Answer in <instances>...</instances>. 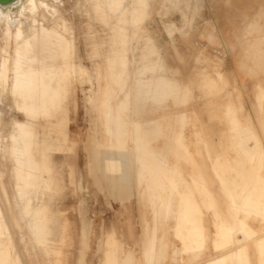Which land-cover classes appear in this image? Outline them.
Listing matches in <instances>:
<instances>
[{
  "label": "rangeland",
  "instance_id": "rangeland-1",
  "mask_svg": "<svg viewBox=\"0 0 264 264\" xmlns=\"http://www.w3.org/2000/svg\"><path fill=\"white\" fill-rule=\"evenodd\" d=\"M30 1L22 0L15 9L0 8L2 26L4 19L14 18L12 21L15 22L16 18L26 13V18L21 19L24 27L28 28L31 19L27 16L29 9L26 7ZM43 1L47 6L51 5V10L39 7L36 26L42 23L48 27L57 26L69 43L66 90L62 107L58 109L60 114L45 118L38 115L30 120L17 108L16 97L11 91L12 76L8 75L10 78L0 83V205L6 229L7 226L9 229L4 228L2 236L5 237L2 238L12 234V238L9 236L10 239H6L12 242V256L18 251L25 264H106L107 254L111 251V264H129L128 258L132 259L131 264H145L149 240L154 234L153 264H208L210 259L233 249H241L247 255L249 264H264V242L260 246L262 255L257 245V238H264V212L259 214L255 211L256 215L251 209L238 213L231 201L236 198L235 190L240 191L244 187L237 186L236 189L231 182L238 185L252 182L250 186H257L252 197H260L264 206V191H259L262 187L264 190V108H258L260 99L257 97L264 91L259 87L264 88V67L254 66L248 55L250 42L264 40V0H144L143 4L137 0H121L116 10L110 8L108 0H101V10L97 9L96 0ZM139 6L142 11L140 20L134 21L133 10ZM50 11L54 13L50 14ZM2 26L0 61L9 49H14L11 43L15 45L4 34L5 26ZM121 32L125 33V37H121ZM6 42L10 45L7 46L9 49L5 48ZM1 47L8 51L3 53ZM260 48L264 52V41ZM12 56H7L11 57L10 61ZM140 75L144 76L143 80ZM157 82H161L158 87ZM139 84L141 93L137 91ZM126 96L129 99L125 111L127 136L125 146L118 147L116 135L109 133L107 128L106 101L109 98L115 113ZM28 120L34 124L41 138L45 135L49 140H58L62 144L60 149L51 153L52 174L57 180H52L46 197L56 226L52 229L47 253L38 246L33 247L32 237L21 219L23 201L16 194V162L12 152L14 146L12 149L10 146L14 145L12 136L17 133L16 122ZM134 124H142V129L140 126L136 131ZM110 126L113 127V124ZM238 135L242 138H237ZM135 137H140V140L137 138L140 143ZM1 142L4 144L1 145ZM6 143H10L9 146ZM137 144H141L140 149L135 148ZM141 147L146 149L144 154L153 151L147 154L149 158L143 156L144 149L141 151ZM120 153L129 158L125 160V166L130 179L112 190L111 179L121 175ZM109 154L116 157L113 169H110ZM136 154L148 161L144 163L145 177L142 179L139 178L141 166ZM156 156L161 157L160 160ZM155 158L163 163L164 169L162 165V169L156 168L159 164H155ZM216 158L219 160L216 161ZM237 160L242 162L241 165L246 163L241 166ZM232 166L238 171L234 172ZM171 172L177 182L174 178H167L166 174ZM255 173L259 176L255 177ZM252 178L260 180V183L253 182ZM157 182L161 183L160 187ZM123 189L127 190V194L120 196ZM171 192L173 194L169 195ZM179 192H189V197L194 194L192 203L193 200L198 203L199 209L191 213V219L194 217L195 222L203 226L206 235L199 255L183 251L184 238L192 226L184 228L180 237L176 235L180 214ZM156 197L161 202H168L171 197L172 211L163 209L157 214L159 203ZM237 202L239 204L240 200L237 199ZM237 217L244 218L246 222L249 230L247 238L242 231L236 230ZM220 222L229 226L232 237L218 249L213 238ZM175 248L178 250L176 255ZM229 264L236 263L230 260Z\"/></svg>",
  "mask_w": 264,
  "mask_h": 264
},
{
  "label": "bare ground",
  "instance_id": "bare-ground-1",
  "mask_svg": "<svg viewBox=\"0 0 264 264\" xmlns=\"http://www.w3.org/2000/svg\"><path fill=\"white\" fill-rule=\"evenodd\" d=\"M22 0H20L21 3ZM26 1V0H25ZM72 1V0H71ZM109 1V6L110 8L116 10L120 7L121 5V0H108ZM138 3L143 4L144 0H137ZM19 3V5H20ZM25 3V2H24ZM72 3V2H71ZM28 3L26 2V5ZM137 4V3H135ZM18 5V6H19ZM25 5V4H24ZM23 6V4H22ZM40 6H44V7H50L51 5L47 6V3L44 2L43 0H39L36 2V0H31L29 5L26 7L29 9L28 11V15L29 18L31 19L28 28L24 27V22L21 19L22 17L26 16V13H24L21 18L17 19L16 17V21L13 22L12 19L10 18H6L4 19V25L2 26V23L0 22L1 26L4 27V34L7 36V38L9 40H12L15 42H12V46L14 47L13 50L9 49L10 46L8 42L7 45H5L6 49L8 48V50H4V47H1L4 51L3 53H5L6 51H8V53L10 52V50L12 51L11 53H9L12 56V60L10 61V58L7 56H10L8 53H5V57L3 58V60L0 61V73H1V78H0V83L1 82H5L7 80V78L9 77L8 75H10V79H11V91L13 93V95L16 97L15 103L17 105V108L23 112L27 118H29L30 120H33V118L37 117L38 115H42L45 117H49L51 115H57L60 114V112H58V109H61L62 107V103L64 100V96H65V90H66V68H67V58L69 56V43L64 35V33L60 30L57 29L56 27H48L46 25H44L43 23L40 24L39 27L36 26V22H38L37 19V13L39 10ZM131 6V5H130ZM25 7V6H24ZM96 7L98 10H101L102 7V3L101 0H96ZM2 8V7H0ZM11 8V7H8ZM52 8V7H51ZM187 8V7H186ZM4 9V8H2ZM7 9V8H5ZM21 9V8H20ZM67 9V8H66ZM90 9V8H89ZM188 9V8H187ZM9 10V9H8ZM48 11L51 10L50 8L47 9ZM68 10V9H67ZM131 10V8H130ZM45 11V10H44ZM46 11V12H48ZM55 11V10H53ZM52 11V12H53ZM57 11V10H56ZM66 11V10H64ZM144 11V10H143ZM20 12V10H19ZM50 11V14L52 13ZM59 12V11H58ZM54 13V12H53ZM52 13V14H53ZM57 13V12H55ZM60 13V12H59ZM58 13V14H59ZM91 13V12H90ZM6 14V13H5ZM19 14V13H18ZM49 14V15H50ZM57 14V15H58ZM62 14V13H61ZM142 14V11L139 8H135L133 10V20L134 21H139L140 20V16ZM242 14V13H241ZM1 15H3L1 13ZM70 15V14H69ZM67 15V16H69ZM193 15V13H192ZM4 16V15H3ZM19 16V17H20ZM74 16V15H73ZM9 17V15H8ZM70 17V16H69ZM26 18V17H25ZM235 18V17H234ZM72 19V18H70ZM131 19V18H130ZM247 19V18H246ZM47 20V19H46ZM1 21V18H0ZM73 22H71L72 24ZM0 26V27H1ZM188 26V25H187ZM76 27V26H75ZM169 27V26H168ZM172 28V27H171ZM62 29L65 30V25L62 26ZM2 29L0 28V31ZM176 30V29H175ZM180 30V29H179ZM167 31H170V29H168ZM181 31V30H180ZM184 31V30H183ZM186 31V30H185ZM184 31V32H185ZM189 31V30H188ZM80 32V31H79ZM183 32V33H184ZM182 33V34H183ZM1 34L3 35V32L1 31ZM1 37V35H0ZM121 37H125V33L121 32ZM171 37V36H170ZM260 38V37H259ZM258 38V39H259ZM7 39V40H8ZM6 40V39H5ZM83 40V39H82ZM124 40V39H123ZM173 40V39H172ZM263 40V39H262ZM2 41V40H1ZM0 41V42H1ZM221 41V40H220ZM264 41V40H263ZM263 41H260V43ZM86 42V41H85ZM124 42V41H123ZM3 44H5L4 42H2ZM259 41L257 39H254L252 42L249 43L248 45V55L249 57L252 58V61L254 63V66H257L258 68H263L264 67V52L262 50V48H260V44ZM1 45V44H0ZM80 45V44H79ZM2 46V45H1ZM12 47V48H13ZM79 50V48H78ZM80 51V50H79ZM126 51V50H124ZM123 51V52H124ZM262 51V52H261ZM86 52V51H85ZM122 52V51H121ZM84 53V52H83ZM130 53V52H129ZM128 53V54H129ZM1 54V52H0ZM85 54V53H84ZM83 54V55H84ZM123 53H120V55ZM125 54V53H124ZM3 55V54H2ZM80 55V54H79ZM87 55V53L85 54ZM123 56V55H122ZM125 56V55H124ZM126 58V56H125ZM130 58V57H129ZM126 59H123L122 61H124ZM10 61V62H9ZM124 63V62H122ZM126 63V62H125ZM124 63V64H125ZM159 63V62H158ZM131 65V64H130ZM153 67V66H151ZM139 69V68H138ZM12 71L11 74H9V72ZM130 71V70H129ZM128 71V72H129ZM137 71V69H136ZM139 76V74H137ZM142 76V75H140ZM142 76V80H143ZM8 79V80H10ZM150 80V79H149ZM162 80V79H161ZM137 81V80H136ZM168 82V81H167ZM166 82V89L168 90V83ZM138 83V82H137ZM158 83V82H157ZM161 83V82H160ZM157 84L158 85L160 84ZM131 85V84H130ZM156 86V85H155ZM162 87L165 88V86H163L161 84ZM160 86V87H161ZM151 87V86H150ZM260 89L264 90V88L262 86H260ZM133 88V86H132ZM163 88V89H164ZM170 88V87H169ZM77 89V88H76ZM158 89V88H157ZM156 89V90H157ZM141 84L138 85V89L137 91L139 93H141ZM159 90V89H158ZM260 90V91H261ZM133 91V90H132ZM131 91V92H132ZM171 91V90H170ZM154 92V91H152ZM169 92V91H168ZM175 92V91H174ZM1 93V92H0ZM150 93V92H149ZM155 93V92H154ZM157 93V91H156ZM159 93V92H158ZM138 94V93H137ZM136 95L139 96V95ZM163 94V93H162ZM166 94V93H165ZM141 95V94H140ZM157 95V94H156ZM154 95V96H156ZM160 95V94H159ZM259 95V96H258ZM257 97H259L260 101L258 103V108L261 110L264 108V91H261L260 93H258ZM1 96V95H0ZM158 96V95H157ZM161 96V95H160ZM69 97V96H67ZM66 97V98H67ZM4 98V97H3ZM132 98V97H131ZM159 98V97H158ZM69 99V98H68ZM134 99V97H133ZM141 99V98H139ZM4 100V99H3ZM70 100V99H69ZM109 98L106 101V108H107V118L109 121L108 124V131L109 133H113L116 135V142L118 147H124L125 146V138L127 136V128H126V116H125V111L128 109V104H129V99L126 96L125 99H123L120 104L117 106L115 113H113L112 108L109 104ZM137 102V100H135ZM1 102V101H0ZM134 102V100L132 101ZM144 102V101H142ZM3 103V102H2ZM138 103V102H137ZM136 103V104H137ZM145 103V102H144ZM67 104V103H66ZM11 105V104H10ZM68 105V104H67ZM135 105V104H134ZM133 105V106H134ZM139 105V104H138ZM69 106V105H68ZM136 106V105H135ZM134 106V107H135ZM241 106V105H240ZM261 106V107H260ZM228 106L226 105V108ZM263 107V108H262ZM11 108V107H10ZM137 110V109H136ZM142 110V109H141ZM229 110V108H228ZM237 110V109H236ZM18 111V110H17ZM68 111V110H67ZM133 111V110H132ZM241 111V110H240ZM9 112V111H8ZM133 113V112H132ZM234 113H236L234 111ZM1 114V113H0ZM131 114V112H130ZM237 114V113H236ZM3 116V114H2ZM14 116V115H13ZM65 118V117H64ZM238 118V117H237ZM68 119V118H67ZM164 119V118H163ZM159 120V119H157ZM22 121V120H20ZM143 121V120H142ZM141 121V122H142ZM146 121V120H145ZM144 121V122H145ZM110 122H113V127H111ZM138 122V121H137ZM140 122V121H139ZM140 122V123H141ZM149 122V121H148ZM152 122V120H151ZM136 123V122H134ZM144 124V123H142ZM141 124V125H142ZM65 125V124H64ZM135 125V124H134ZM141 125H135V129L136 131L139 130V127ZM256 125V124H255ZM66 126V125H65ZM194 126V125H193ZM16 127H17V133L15 135L12 136V141L14 145L10 146V148L12 149L13 147V155L15 157L14 162H16V187H17V192L16 194H18V196L20 197V199L23 201V207H22V217L21 219H23V221L25 222L26 227L28 228V232L31 235L32 239H31V243L33 245L34 248H36V246L42 248L46 253L48 252V241L51 237V233H52V229L54 226H56V222H54L55 217L51 214V212L48 209V202H47V197L46 194L49 190V187L51 185L52 180H57V178L52 174V162H51V153L52 150L54 149H60L61 145L59 142L57 141H51L49 140V138H47L45 135L41 138V136L39 135V131H36L34 128V124L31 121H25V122H16ZM69 128V127H68ZM142 129V126L140 127ZM7 128H5L6 130ZM235 129V128H234ZM4 130V131H5ZM230 130V129H229ZM233 130V128L231 129ZM135 131V132H136ZM142 131V130H141ZM145 131V129L143 130ZM142 131V132H143ZM154 131V130H153ZM142 132H140L142 134ZM149 132V131H147ZM231 132V131H230ZM6 133V131H5ZM73 133V132H72ZM144 133V132H143ZM151 133V131H150ZM136 134V133H135ZM140 134V136H141ZM146 134V132H145ZM144 134V135H145ZM155 134V133H153ZM197 134V133H196ZM199 134V133H198ZM138 134H136L137 136ZM143 135V134H142ZM148 135V134H146ZM150 136V135H149ZM179 136V135H178ZM197 136V135H196ZM231 136V135H230ZM142 137V136H141ZM234 137V136H233ZM237 138H242V136L238 135L236 136ZM258 137V136H256ZM136 138V137H135ZM138 139L140 137H137ZM136 138V140H137ZM144 138V137H143ZM158 138V137H157ZM180 138V137H179ZM178 138V139H179ZM254 138V137H253ZM55 139V138H54ZM134 139V138H133ZM197 139V138H196ZM259 139V137H258ZM2 140V139H0ZM6 140V139H5ZM9 140V138L7 139ZM135 140V139H134ZM140 140V139H139ZM144 140V139H143ZM180 140V139H179ZM254 140V139H253ZM262 140V139H261ZM66 141V140H65ZM75 141V140H74ZM138 141V140H137ZM136 141V142H137ZM146 141V140H145ZM144 141V143L146 144V142ZM230 141H232L230 139ZM236 141H238L236 139ZM244 141V140H242ZM256 141V140H255ZM5 142V141H4ZM134 141V143H136ZM140 143V141H138ZM233 143L235 142L232 141ZM241 142V140H240ZM245 142V141H244ZM143 143V142H142ZM178 143V142H177ZM233 143H229V144H233ZM239 143V141H238ZM243 142H241L242 144ZM4 144L3 142H1V145ZM7 144V143H6ZM10 144V143H9ZM9 144H7V146H9ZM12 144V143H11ZM179 144V143H178ZM236 144V143H235ZM263 144V143H262ZM261 144V145H262ZM141 145V144H139ZM139 145H135L134 147L136 149H140ZM150 145V144H149ZM148 145V146H149ZM181 145V144H180ZM240 145V144H239ZM243 145V144H242ZM242 145L240 146L242 148ZM5 146V145H3ZM183 146V145H182ZM181 146V147H182ZM233 146V145H232ZM235 146V145H234ZM245 146V145H243ZM70 147V145H69ZM143 147V144H142ZM141 147V151L144 149H142ZM261 147V146H260ZM264 147V146H263ZM8 148V147H7ZM7 148H5L7 150ZM134 148V149H135ZM150 148V147H149ZM235 148V147H234ZM240 148V149H241ZM11 149H9V152H11ZM98 149V148H96ZM100 149V148H99ZM110 149V148H109ZM186 149V148H185ZM236 149V148H235ZM246 148H243V150ZM152 150V149H149ZM156 150V149H155ZM187 150V149H186ZM248 150V149H247ZM246 150V151H247ZM8 151V150H7ZM101 151V150H100ZM119 150H117L118 152ZM126 151V150H125ZM140 151V150H139ZM140 151V152H141ZM144 151H146V149L143 150V154ZM104 152V151H103ZM112 152V151H111ZM122 152V151H120ZM124 152V151H123ZM139 152V153H140ZM149 152V151H148ZM153 152V151H152ZM149 152V153H152ZM243 152V151H242ZM248 152V151H247ZM107 153V152H105ZM128 153V152H127ZM135 153V151H134ZM137 153V152H136ZM149 153H145L143 156L149 154ZM12 154V153H11ZM96 154V153H95ZM94 154V155H95ZM104 154V153H103ZM131 154V153H130ZM157 154V153H155ZM159 154V152H158ZM222 154V153H221ZM245 154V153H243ZM261 154V153H259ZM6 155V154H5ZM100 155V154H99ZM110 155V154H109ZM118 155V154H117ZM120 155V157H119ZM118 155L119 159L121 158V166H120V170H121V175L119 176V178H113L110 181V187L112 188V190H114L113 188H116L117 186H119L121 183L127 181L129 178V173H127V168L125 166V160L128 158L126 157L124 153H120ZM137 155V154H136ZM141 155V154H140ZM248 155V154H247ZM134 156V154H133ZM138 156V155H137ZM149 158V155H147ZM163 156V155H162ZM170 156V155H169ZM223 156V154H222ZM246 156V155H245ZM130 157V156H129ZM135 157V156H134ZM158 157V156H156ZM247 157V156H246ZM259 157V156H258ZM114 158L112 155H110L109 159V164H110V169L114 168ZM138 161L140 162V166H141V171L139 174V178L142 179L143 177H145L143 170L145 169L144 167V163L147 161L146 157H141L138 156ZM136 158V159H137ZM159 158V157H158ZM161 158V157H160ZM159 158V160H160ZM213 158V157H212ZM220 158V157H219ZM222 158V157H221ZM220 158V159H221ZM249 158V157H247ZM263 158V157H262ZM13 159V158H12ZM96 159V158H95ZM135 159V160H136ZM164 159V158H162ZM241 159V158H240ZM252 160L254 158H251ZM129 160V158H128ZM134 160V159H133ZM132 160V161H133ZM149 160V159H148ZM152 160V159H150ZM155 164H159L156 165V168H161L160 165H162V168L165 167L163 166V163L160 164L157 160V158H155ZM171 160V159H170ZM219 159L216 158V161H218ZM229 160V159H228ZM243 159H241L242 161ZM261 160V159H260ZM259 160V161H260ZM130 161V163L132 162ZM224 161V159H223ZM221 161V163L223 162ZM240 161V160H239ZM237 160V162H239ZM264 161V160H263ZM94 161H92L93 163ZM129 162V161H128ZM148 162V161H147ZM153 162V160H152ZM163 162V161H160ZM166 162V160H165ZM168 162V161H167ZM227 162V161H226ZM251 162V160L249 161ZM262 162V161H261ZM96 163V162H95ZM134 164L136 162H133ZM169 163V162H168ZM214 163V162H213ZM217 163V162H216ZM225 163V162H224ZM242 163V162H241ZM241 163H237L239 165H241ZM246 162H243V164L241 166H243ZM259 163V162H258ZM258 163H256V165H258ZM128 164V163H126ZM132 164V163H131ZM131 164H128L131 165ZM153 164V163H152ZM226 164V163H225ZM231 164V163H230ZM234 164V163H233ZM8 165V164H7ZM167 165V164H166ZM227 165V164H226ZM255 165V166H256ZM260 165V163H259ZM258 165V166H259ZM97 166V165H96ZM153 166V165H152ZM224 166V165H222ZM229 166V165H228ZM227 166V167H228ZM231 166V165H230ZM240 166V167H241ZM105 167V166H104ZM225 167V166H224ZM226 167V168H227ZM236 166H234L235 168ZM249 167H251L249 165ZM253 167V166H252ZM251 167V168H252ZM161 168V169H162ZM169 168V167H167ZM221 168V167H220ZM231 168V167H230ZM242 168V167H241ZM245 168V167H244ZM254 168V167H253ZM252 168V169H253ZM259 168V167H258ZM262 168V167H261ZM103 169V168H102ZM128 169H130V167H128ZM132 169V168H131ZM164 169V168H163ZM233 169V166H232ZM151 170H153V168H151ZM150 170V171H151ZM166 170V169H165ZM164 170V171H165ZM176 170V169H175ZM218 170V169H217ZM234 170V169H233ZM237 170V169H235ZM234 172H237L235 171ZM136 171V170H135ZM161 171V170H160ZM159 171V172H160ZM162 172V171H161ZM219 172V171H218ZM217 172V175H218ZM222 172V170H221ZM224 172V171H223ZM227 172V171H225ZM231 172V171H228ZM243 172V171H241ZM1 173V172H0ZM101 173V172H100ZM135 173V172H134ZM149 173V172H148ZM155 173V172H154ZM167 173V172H165ZM164 173V174H165ZM169 173V172H168ZM257 173V171H256ZM255 173V175H256ZM153 174V173H152ZM157 174V173H156ZM155 174V176H156ZM160 173H158L159 175ZM237 174V173H236ZM251 174V173H250ZM107 175V174H105ZM111 175V174H110ZM113 175V174H112ZM136 175H137V171H136ZM151 175V174H150ZM154 175V174H153ZM167 178L172 180L173 174L172 172L168 175ZM229 175V174H228ZM240 175V174H239ZM244 175V174H243ZM253 175V174H252ZM11 176V175H10ZM104 176V174H103ZM135 176V174H134ZM160 176V175H159ZM158 176V177H159ZM222 176V174H221ZM231 176V175H230ZM229 176V177H230ZM259 176V174H258ZM257 175L255 177H258ZM115 177V176H114ZM131 177V176H130ZM137 177V176H135ZM192 177V176H191ZM223 177H226L223 174ZM221 177V178H223ZM228 177V178H229ZM251 177V176H250ZM161 178L163 179V176H161ZM181 178V177H180ZM187 178V177H186ZM220 178V179H221ZM233 178V177H232ZM236 178V177H235ZM260 178V177H259ZM104 179V178H103ZM132 179V178H131ZM244 179V178H243ZM262 179V177H261ZM7 180V179H6ZM97 180V179H96ZM106 180V179H105ZM159 180V178H158ZM175 180V178L173 179ZM225 180V179H224ZM230 179H228L229 181ZM234 180V179H233ZM242 180V179H241ZM253 180V178H252ZM256 180V181H255ZM131 181V180H129ZM157 181V180H156ZM176 181V180H175ZM235 181V180H234ZM105 182V181H104ZM136 182V181H135ZM167 182V181H166ZM177 182V181H176ZM175 182V183H176ZM184 182V180L182 181ZM236 182V181H235ZM253 182H259L260 180L257 181L256 178H254ZM6 183V182H5ZM107 183V182H106ZM127 183V182H126ZM169 183V182H168ZM200 183V181H199ZM222 183H225L222 180ZM229 184V186L232 184H234V187L237 186H244L243 190H235L236 193V198H233L232 204L234 206V209L236 210V212H241L243 210H251L254 211V214H256V212L262 213L264 212V206H263V201L260 200V197L256 198V197H252V192L253 189H255L256 187L250 186V183L252 182H248L249 184L244 183L243 185H238L237 183L231 182V184L229 182H227ZM226 183V184H227ZM262 183V182H261ZM157 184H161L160 182H157ZM163 184V183H162ZM173 184V183H172ZM264 184V183H262ZM164 185V184H163ZM170 186V184H168ZM174 185V184H173ZM252 185V184H251ZM259 186V184H257ZM108 186V185H107ZM121 186V185H120ZM137 186V185H136ZM205 186V185H204ZM222 186V184H221ZM228 186V185H227ZM228 186V188H230ZM263 186V185H262ZM7 187V186H6ZM5 187V188H6ZM160 187V185H159ZM164 187V186H163ZM196 187V186H195ZM224 187V185H223ZM226 187V186H225ZM233 187V186H232ZM1 188V187H0ZM147 188V187H146ZM145 188V189H146ZM190 188V187H189ZM203 188V187H201ZM226 189L227 193L230 191H228L229 189ZM261 188V187H260ZM263 188V187H262ZM260 189L259 191L262 190V192L264 191L263 189ZM173 189V188H172ZM176 189V187H175ZM206 189V188H205ZM224 189V188H223ZM232 189V188H230ZM234 189V188H233ZM3 190V189H2ZM167 190V189H166ZM245 190V191H244ZM257 190V189H256ZM208 191V190H207ZM205 191V192H207ZM232 191V190H231ZM234 191V190H233ZM234 191V192H235ZM255 191V190H254ZM258 191V192H259ZM138 191H136L137 193ZM165 192V190H164ZM204 192V191H203ZM210 191H208L207 194H209ZM261 192V193H262ZM113 193V192H112ZM228 193V194H229ZM260 193V195H261ZM10 194V193H9ZM109 194V193H108ZM126 195L127 194V190L123 189V191L121 192V195ZM173 192H171L172 195ZM179 196H181L180 199V214L178 217V220L176 222V235L180 237V235L182 234V231L184 228H187L188 225L192 226L190 227V229L188 230V234L186 235V237L184 238L185 241V248L183 249L184 252L186 253H194L195 255H199V253L201 252L205 242H206V235L203 233V226L196 223L193 217V219H191V213L197 211L199 209L198 207V203H192L191 197H193V195L189 197V192L187 194L185 192H179ZM234 194V193H233ZM263 194V193H262ZM165 195V194H164ZM211 195V193H210ZM254 195V194H253ZM259 195V194H258ZM259 195V196H260ZM110 196V195H109ZM119 196V195H118ZM130 197V196H128ZM233 197V196H232ZM263 197V195H262ZM5 198V197H4ZM158 200V208H157V214L161 213L163 209H167L169 212L172 211L173 208V202L170 201L169 199L171 197H169L168 202L165 200H163V202L160 201V199L158 197H156ZM213 198V197H212ZM6 199V198H5ZM15 199V198H14ZM119 199V197H118ZM237 199L240 200L239 204L237 202ZM127 200V199H126ZM6 201V200H5ZM15 201V200H14ZM19 203V202H18ZM126 203V202H125ZM212 203V202H211ZM14 204V203H13ZM213 204H214V200H213ZM19 205V204H18ZM125 205V204H124ZM155 205V204H154ZM215 205V204H214ZM156 208V206H154ZM153 207V209H154ZM210 207V206H208ZM18 208V207H17ZM16 208V210H17ZM213 208V207H212ZM152 209V210H153ZM21 210V209H20ZM155 210V209H154ZM8 211V210H7ZM164 211V210H163ZM166 211V210H165ZM256 211V212H255ZM261 211V212H260ZM15 212V209H14ZM120 212V211H119ZM18 213V212H17ZM165 213V212H164ZM258 214V213H257ZM256 214V215H257ZM168 215V213H167ZM233 215V213H232ZM262 215V214H261ZM156 217V216H155ZM167 217V216H166ZM196 217V216H195ZM3 218V219H2ZM238 218V217H237ZM257 218V217H256ZM244 219V218H243ZM243 219H237V231H242V233H244L245 237L247 238L249 234V230L248 227L246 225L245 220ZM14 220V219H13ZM56 220V219H55ZM202 220V219H201ZM6 220H4V215L2 214V208L0 205V264H25V259L24 257L18 252L16 251V254H14V256H12V251L10 249L12 242H9L10 238H12V234L10 236V234L7 236V238L9 241H6V239H3L2 236L3 235V230L4 228L6 229ZM22 221V220H21ZM128 221V220H127ZM19 222V221H18ZM219 222V221H218ZM236 224V223H235ZM155 226V224H154ZM217 226V225H216ZM63 227V225H62ZM65 228V226L63 227ZM154 228V227H152ZM8 229V226H7ZM6 229V230H7ZM122 229V228H121ZM9 230V229H8ZM235 230V229H234ZM174 231V230H173ZM123 232V231H122ZM230 229L229 226H227L225 224V222H220L218 224V230L217 232L214 234V238H213V242L217 245V248L220 249L223 247L224 243H227V241L230 239V236L232 237V235H229ZM235 232V231H234ZM233 232V233H234ZM54 233V232H53ZM131 234V232H129ZM231 233V232H230ZM232 233V234H233ZM238 233V232H237ZM25 234V233H22ZM236 234V232H235ZM56 235V234H54ZM128 235V234H127ZM148 235V234H147ZM23 236V235H22ZM122 236V235H121ZM234 236V235H233ZM238 236V235H237ZM243 236V237H244ZM128 237V236H127ZM132 237V236H131ZM122 238V237H121ZM125 238V237H123ZM122 238V239H123ZM134 238V237H133ZM149 238V237H147ZM245 238V239H246ZM128 238H126L127 240ZM144 239V238H143ZM233 239V238H231ZM239 239V238H238ZM244 239V238H243ZM13 240V239H12ZM155 235L153 234L151 236V239L149 240V248L146 252V256H148L147 258V262L145 264H153V255L152 252L155 250ZM137 241V240H136ZM226 241V242H225ZM146 242V241H145ZM234 242V241H233ZM262 242H264V238H257V245L259 248V254L262 255L261 253V249L260 246L263 245ZM16 245V244H15ZM15 247V246H14ZM172 248V247H171ZM229 249V248H228ZM37 250V249H36ZM227 250V249H226ZM177 249H174V254H177ZM32 252V251H31ZM34 252V251H33ZM182 252V251H181ZM230 252V251H229ZM226 252L224 254L218 255L215 258H212L209 260L208 264H229V261L232 260L234 261L236 264H249L248 261V257L245 253H243V251L241 249H236V250H232V252ZM32 254V253H31ZM111 255L113 256L112 252H108L107 254V261L106 264L110 263L113 259H109L111 257ZM31 256V255H29ZM26 257V256H25ZM32 257V256H31ZM31 257H29L31 259ZM146 258V257H145ZM117 259V258H116ZM129 264H131L132 259L128 258L127 259ZM60 261V259H59ZM59 264V262H58Z\"/></svg>",
  "mask_w": 264,
  "mask_h": 264
},
{
  "label": "water",
  "instance_id": "water-1",
  "mask_svg": "<svg viewBox=\"0 0 264 264\" xmlns=\"http://www.w3.org/2000/svg\"><path fill=\"white\" fill-rule=\"evenodd\" d=\"M20 3V0H0V7L8 8L11 7L13 9L17 8Z\"/></svg>",
  "mask_w": 264,
  "mask_h": 264
}]
</instances>
